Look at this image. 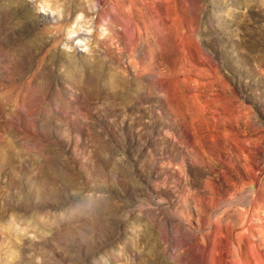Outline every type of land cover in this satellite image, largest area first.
Listing matches in <instances>:
<instances>
[{
  "label": "rangeland",
  "instance_id": "obj_1",
  "mask_svg": "<svg viewBox=\"0 0 264 264\" xmlns=\"http://www.w3.org/2000/svg\"><path fill=\"white\" fill-rule=\"evenodd\" d=\"M120 1L0 0V264H264V0Z\"/></svg>",
  "mask_w": 264,
  "mask_h": 264
},
{
  "label": "bare ground",
  "instance_id": "obj_2",
  "mask_svg": "<svg viewBox=\"0 0 264 264\" xmlns=\"http://www.w3.org/2000/svg\"><path fill=\"white\" fill-rule=\"evenodd\" d=\"M117 1V4L118 5H120V6H122V4H121V1L120 0H116ZM130 1V0H129ZM190 1V0H189ZM140 2H141V6L142 7H139V6H136L135 7V9L138 11V12H142L143 10H144V6H147V7H151L152 5H151V3L152 2H146V3H144L143 2V0H140ZM123 3V2H122ZM131 3H132V1H131ZM130 3V4H131ZM125 4V3H124ZM131 6V5H130ZM132 7V6H131ZM123 8V7H122ZM133 9V8H132ZM147 9V8H146ZM123 10V9H122ZM128 13V12H127ZM163 14V13H162ZM143 16H144V14H143ZM139 16H137V14L134 12V9H133V11H131V12H129V14H128V16L126 17L127 18V22H128V29H129V31L132 33V34H134L135 36L137 35V34H139L140 36L139 37H141L142 35H144V31H142V30H140V27H139V25L137 24V21L135 20V19H137ZM162 15H161V13H159V16H158V18H157V20H156V24H157V26H158V28L159 29H162L164 26H165V23H164V21L162 20ZM143 24H144V27H145V29H147L148 28V22L147 21H143L142 22ZM164 29V28H163ZM162 29V30H163ZM176 232V231H175ZM184 236V235H183ZM178 237H180L179 236V233H175V238H177L178 239ZM187 246H189L188 244H187ZM252 248V247H251ZM254 253V252H253ZM201 254V253H200ZM258 257V256H257ZM259 262V261H258ZM262 262V261H261Z\"/></svg>",
  "mask_w": 264,
  "mask_h": 264
}]
</instances>
